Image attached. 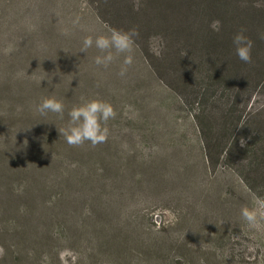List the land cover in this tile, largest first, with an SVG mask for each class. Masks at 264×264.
<instances>
[{
    "label": "rangeland",
    "instance_id": "1",
    "mask_svg": "<svg viewBox=\"0 0 264 264\" xmlns=\"http://www.w3.org/2000/svg\"><path fill=\"white\" fill-rule=\"evenodd\" d=\"M131 29L133 62L122 77L123 54L105 68L93 63L95 47L80 52L87 35ZM241 29L252 41L250 63L232 45ZM262 35L264 0H0V110L8 126L0 127V145L15 141L22 161L37 154L32 185L46 184L36 189L40 206L147 214V233L162 241L157 264H264V218L250 228L240 215L264 211ZM21 86L32 92H16ZM48 96L64 104L63 119L35 110ZM89 99L116 113L108 138L68 145L60 135L67 112ZM6 198V206L28 205ZM10 224L0 219L1 228ZM218 229L216 237L204 233ZM59 240L38 253L9 236L3 257L44 264L58 255L74 264L79 241Z\"/></svg>",
    "mask_w": 264,
    "mask_h": 264
},
{
    "label": "trees",
    "instance_id": "2",
    "mask_svg": "<svg viewBox=\"0 0 264 264\" xmlns=\"http://www.w3.org/2000/svg\"><path fill=\"white\" fill-rule=\"evenodd\" d=\"M2 75L0 69V77ZM27 81L30 82L28 79ZM19 82L25 83L21 78H19ZM17 90L27 94L32 92L29 86L17 87L16 92H18ZM0 109L5 110V107ZM5 114L6 112L0 110V127L3 128L8 127L5 123L7 119ZM13 117L16 119L14 115ZM7 140V143L5 141L3 145H0V205L5 204V207L0 206V219L11 221V224L3 228L0 227V249L2 250L0 264L20 263L18 260H9L6 256L3 257L5 247V252L7 250L4 241L9 236L17 239L20 245L34 249L38 253L48 250L49 242L54 237L60 239L59 241L69 239L79 241L80 248L73 250L76 254L74 264H157V258H160L157 254L162 241L147 233L148 228L143 225L144 221L148 220L147 214L139 210L113 207L88 206L86 208L54 209L40 206L35 201H38L40 192L45 191L44 185L46 184L44 183L39 188L32 185L33 182H39L33 174L38 169L35 166L39 165L38 157L32 159L37 154L30 153L26 156L28 158L22 161L14 151L16 142H11V139ZM40 145L44 146L41 142ZM19 160L22 161L23 168L21 170L17 169ZM45 164L42 161L40 166ZM25 165L29 172L24 168ZM39 170L42 171L43 167ZM40 174L41 172L37 173L38 176ZM25 175L33 176L34 180L23 178L22 176ZM59 189H61V185ZM6 195L24 198L23 201L28 205L6 206L11 203ZM203 219H205L204 215ZM13 222L16 224L13 225ZM202 230L198 229V232H203ZM186 231L189 234L195 230L188 229ZM218 231L219 229L204 233L213 234L216 237ZM82 243L91 245V247L84 246ZM176 262L172 261V263ZM44 264L64 263L57 255L54 261L45 260Z\"/></svg>",
    "mask_w": 264,
    "mask_h": 264
},
{
    "label": "clouds",
    "instance_id": "3",
    "mask_svg": "<svg viewBox=\"0 0 264 264\" xmlns=\"http://www.w3.org/2000/svg\"><path fill=\"white\" fill-rule=\"evenodd\" d=\"M79 24V17L72 20V25ZM214 31L220 30V22L214 21L212 24ZM136 30L129 32L111 30L109 35H87L82 39L80 52L84 53L87 49L95 47L98 55L93 58V63L97 66L108 67L117 57L123 54V62L118 72L119 76H124L127 67L133 62L132 57V36H135ZM264 39V35L260 37ZM236 57L244 62H251L252 41L244 34V30L236 32L232 37ZM43 79L39 81L41 83ZM44 81V80H43ZM50 83V81H47ZM35 110L44 115L46 113H55L60 119H63L65 106L61 100L54 96L43 97L35 105ZM68 122L66 127L60 129V135L64 137L68 145H81L85 141L95 146L104 143L108 138L107 122L115 118L116 113L112 105L99 99L84 100L79 106H73L68 112ZM102 125H104L102 127ZM258 209L264 210V201H258ZM240 215L250 228L258 227V215L264 218V211L249 210L242 208ZM158 222V221H157Z\"/></svg>",
    "mask_w": 264,
    "mask_h": 264
}]
</instances>
